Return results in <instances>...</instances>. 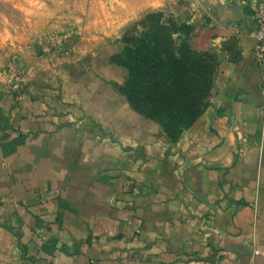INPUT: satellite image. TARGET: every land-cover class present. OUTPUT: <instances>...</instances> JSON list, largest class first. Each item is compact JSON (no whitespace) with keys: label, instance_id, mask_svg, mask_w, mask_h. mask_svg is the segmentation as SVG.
<instances>
[{"label":"crops","instance_id":"1","mask_svg":"<svg viewBox=\"0 0 264 264\" xmlns=\"http://www.w3.org/2000/svg\"><path fill=\"white\" fill-rule=\"evenodd\" d=\"M179 1L213 88L170 138L128 99L112 33ZM255 1L123 0L84 55L39 67L20 96L0 86V264H264Z\"/></svg>","mask_w":264,"mask_h":264},{"label":"rangeland","instance_id":"2","mask_svg":"<svg viewBox=\"0 0 264 264\" xmlns=\"http://www.w3.org/2000/svg\"><path fill=\"white\" fill-rule=\"evenodd\" d=\"M120 1L0 0V86L17 92L39 67L84 55L94 40V17ZM191 16L192 5L179 1L112 33V58L126 70L132 105L170 138L194 123L212 94L213 62L190 44Z\"/></svg>","mask_w":264,"mask_h":264},{"label":"built area","instance_id":"3","mask_svg":"<svg viewBox=\"0 0 264 264\" xmlns=\"http://www.w3.org/2000/svg\"><path fill=\"white\" fill-rule=\"evenodd\" d=\"M251 36L256 42V47L254 49L255 58L258 61H263L264 59V0L255 1V17H254V27L251 31ZM18 86H15V89ZM262 89L264 91V77L262 81ZM21 90V89H20ZM18 90L15 93H20ZM44 204V202H43ZM39 239L43 242L46 240V234L43 232H38ZM36 249H39V245L36 246Z\"/></svg>","mask_w":264,"mask_h":264},{"label":"trees","instance_id":"4","mask_svg":"<svg viewBox=\"0 0 264 264\" xmlns=\"http://www.w3.org/2000/svg\"><path fill=\"white\" fill-rule=\"evenodd\" d=\"M203 54V53H202ZM204 55H206V54H204ZM125 92H126V94H127V97H128V99L130 100V97H129V94L127 93V91L125 90ZM131 102V101H130ZM151 118V117H150Z\"/></svg>","mask_w":264,"mask_h":264}]
</instances>
